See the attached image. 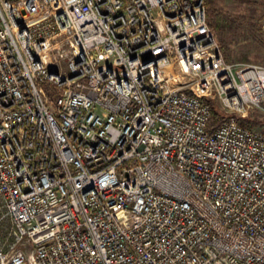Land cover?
Segmentation results:
<instances>
[{
  "label": "built area",
  "instance_id": "built-area-1",
  "mask_svg": "<svg viewBox=\"0 0 264 264\" xmlns=\"http://www.w3.org/2000/svg\"><path fill=\"white\" fill-rule=\"evenodd\" d=\"M253 110L206 0H0V264H264Z\"/></svg>",
  "mask_w": 264,
  "mask_h": 264
},
{
  "label": "rangeland",
  "instance_id": "rangeland-1",
  "mask_svg": "<svg viewBox=\"0 0 264 264\" xmlns=\"http://www.w3.org/2000/svg\"><path fill=\"white\" fill-rule=\"evenodd\" d=\"M212 9L223 17L208 16L225 59L234 64L264 67V0H210ZM207 7V5H206ZM252 127L264 132V111L253 110L245 117ZM1 220V219H0ZM10 222L0 221V245L8 236Z\"/></svg>",
  "mask_w": 264,
  "mask_h": 264
},
{
  "label": "trees",
  "instance_id": "trees-1",
  "mask_svg": "<svg viewBox=\"0 0 264 264\" xmlns=\"http://www.w3.org/2000/svg\"><path fill=\"white\" fill-rule=\"evenodd\" d=\"M206 5H207V11H208V14L209 16H214V17H217V21H221L223 19L222 16H220L218 13H216L213 9H212V6H211V2L210 0H206ZM220 116H221V113L220 111L218 110L217 107L214 108V119H215V124H218L220 122Z\"/></svg>",
  "mask_w": 264,
  "mask_h": 264
}]
</instances>
